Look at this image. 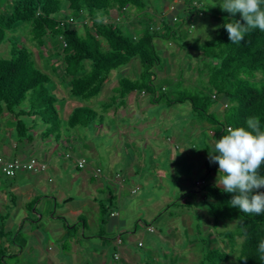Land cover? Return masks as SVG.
<instances>
[{"label": "trees", "instance_id": "trees-1", "mask_svg": "<svg viewBox=\"0 0 264 264\" xmlns=\"http://www.w3.org/2000/svg\"><path fill=\"white\" fill-rule=\"evenodd\" d=\"M172 1L163 9L151 6L147 0H0V45L9 43V56L0 57V116H12L16 147L18 142L32 139L29 132L33 126L27 120L30 117L45 125L43 137L53 136L58 141L63 129L87 127L97 119L102 121L105 113L114 107L117 111L123 101L136 92L140 96H149L150 104L169 107L188 102L197 124L208 125L206 130L213 142L228 127L246 126L245 120L251 116H258L264 129V32L258 28L251 30L240 44H232L223 27L230 17L220 7L223 0H178L180 7H173ZM168 8L172 11L180 8L182 15L177 11L170 12ZM202 14H208L219 25L205 40L193 39L189 34L194 28L193 18ZM231 18L244 23L240 13ZM18 26L27 33L26 41H20L15 34ZM190 37L194 43L188 46ZM54 38L60 42L55 60L61 71L60 78L71 96L80 101L65 122L57 107L64 98L57 97L49 89L53 77L39 66L43 63L41 54L36 55L28 45L43 48L47 53ZM155 38L176 42L180 48L185 41L187 48L192 46L188 49L197 51L201 67L198 89L168 90L165 83L156 87L153 80L158 73L153 67L162 65L163 58L157 51ZM134 58L142 67L139 74L118 78L111 88V96L101 102L99 110L89 105L101 93L111 71ZM52 71L55 72V68ZM258 73L263 75L262 79H256ZM179 74L176 87L183 85L182 71ZM205 145L206 174L194 183L196 197L185 199L182 196L181 206H196L197 194H200L199 202L207 208L206 219L212 229H216L220 221H234L235 227L216 232L220 244L227 250L209 248L202 254L200 262L223 264L235 253L238 264H264L257 251L259 242L264 240V214L249 215L230 206L229 201L235 193L222 191L216 186L217 180H211L218 176L219 165L209 162L213 147ZM15 161L23 163L25 160L5 162ZM41 162L45 164V170L47 164ZM78 163L81 167L85 165L84 160ZM259 171L264 175V164ZM109 209V204L100 203L101 222H105ZM1 228H4L3 224ZM148 230L152 231V227Z\"/></svg>", "mask_w": 264, "mask_h": 264}, {"label": "rangeland", "instance_id": "rangeland-1", "mask_svg": "<svg viewBox=\"0 0 264 264\" xmlns=\"http://www.w3.org/2000/svg\"><path fill=\"white\" fill-rule=\"evenodd\" d=\"M147 1L151 6L155 5L163 9L171 2V0ZM172 2L173 7H180V1L174 0ZM169 11L173 13L177 11L178 15H182L180 8L175 11L170 9ZM193 21L194 28L189 30V34L193 39L194 37H199L205 40L208 38L209 33L219 25L208 14L194 16ZM21 27L18 26L14 32L20 41H26L27 33L22 31ZM191 37L187 39L189 42L188 46L194 43ZM51 43L52 45L48 46L47 53L43 51V48L37 49V47L35 48L30 43L28 45L32 47L36 55L39 53L43 57V63L39 64V66L53 77V81L48 84L49 89L57 97H61L57 88L65 83L61 80V71L55 63V60H57L56 51L60 49V42L54 38L51 40ZM154 43L158 53L163 58L162 65L153 67V70L158 73V76L153 80L156 87L165 83L168 90H195L201 86V79L200 81L197 79L201 70L197 61V51L188 49L192 48V46L187 48V43L183 41L180 44L183 48H180L176 42L159 38H155ZM8 49V42L1 43V58L9 56ZM53 68H55V72L52 71ZM141 69L140 62L137 58H134L128 64L112 70L99 96L92 99L88 104L94 109L99 110L101 102L108 97V91L117 84L118 78L122 76L136 77ZM180 71H182L181 80L183 85L179 86V88L175 84L180 79ZM262 78L263 75L261 73L256 75V79ZM148 97L140 96L137 92L132 93L123 101L122 106L117 111L114 107V113L113 110L105 113L102 121L97 119L87 127H78L71 130L63 129V134L60 138L62 140L56 142L58 143L57 146L54 143L49 146L50 148H47L46 158L48 159L51 152H53L52 154L60 152L63 160L61 161L68 164L70 160L64 158L62 155L66 151H71L69 153L76 152L79 145L83 146L85 151L89 150L86 154H89L88 156L93 160V163L99 165H104L106 162L109 163L112 159L111 155H117L116 162L119 164L116 166L119 167V171L121 172L115 178L120 183L123 181L122 186L124 188L121 194L124 197L125 204H123L126 207L125 212H127L126 214L121 212V214H124L129 221L132 220L133 216L139 219L134 224L137 227L136 235L132 233L134 240L130 241L132 243L130 246L134 249L133 251L142 253L141 256L142 258L144 257L147 264H151V262L155 263L154 257L158 262L155 264H201L202 254L207 249L220 248L227 250L220 244L221 239L216 236V232L235 227L234 221H220L219 226L216 229L213 228V230L210 222L206 219L208 216L207 208L199 200H196V206H190V208L181 206L182 196L185 199L196 197L197 186L194 183L196 179H200L206 174V167L200 164L197 156L199 152L204 154L203 149L206 146L205 144L212 145L213 147L214 142L208 136L209 132L206 130L208 125H198L195 121L188 102L173 104L169 107L164 104H150L147 106ZM219 111H221V108ZM129 112H131L132 116L128 114ZM141 124H143V128L140 127ZM12 125V120H8L6 116H0V138L7 137L9 131H13L9 137L14 141L15 133ZM6 127L9 128L8 132H6ZM125 128L128 129L124 132ZM29 133L32 139L30 141L24 140L18 142V149L20 151L24 149L25 154H34L39 159L42 156L40 155L41 150L38 148V145L34 144L35 140H37L36 135L32 131ZM69 143H71V146H69ZM91 150L95 152L94 156ZM133 159L134 162H132ZM21 161H24V158ZM129 168H133V172H129ZM38 173L26 168H19L16 176L11 175L7 177L10 178V183L20 181L24 184H33L36 176L39 175ZM130 173H133V176ZM210 176L211 174L207 179ZM9 178L6 179L9 180ZM0 180H4L3 175ZM42 180L40 182L46 185L43 193L47 192V195L51 197H42L45 200V204L40 208L37 202L33 203L31 211L27 212L28 217L24 220L25 224L17 232L19 233L17 236H14V229L11 227V224L16 223L17 220L19 221L21 213L27 211L25 206L29 201L27 193L23 192L20 197L21 203L19 204L17 201L18 204L10 210L9 205H12L11 194H13V191L9 190V187H0V200H3L0 201V208H2V210L0 209V226L2 224L5 225V232L7 230L11 231L10 234L8 232L5 235L0 233V250L3 252V256L0 257V264H25L26 261L32 264L46 263V261L41 260L38 251L40 248L47 251V246L54 243V241L50 239L45 241L44 239V232L48 231L45 219L36 221L37 226L36 222L33 225L30 224L32 219L34 220V218L36 219L39 216L38 213L34 214V208L37 211H42L41 213H47L49 210L52 209L54 211L55 209V194L51 190L55 179H51V182L54 181L53 183H48L47 179ZM211 180H217V175L213 176ZM135 185H140V188L136 193L132 194L130 193V187ZM71 188L72 193L76 195L78 187L75 183H73ZM114 191L115 188H113L112 193ZM166 197H171L172 203L169 200L167 201ZM132 198L137 201L136 205L127 206L126 204H129V200ZM168 203L171 204L169 207H167ZM66 206L65 203L57 200L58 210L64 211ZM81 207L86 215L88 207L85 204ZM185 210H187L186 213L191 218L192 224L190 228L188 222L184 220L185 217H183ZM203 210L205 214L202 213ZM148 213L150 215L157 213L160 221L158 218L147 217ZM4 215L8 216L9 219H1V216ZM65 217L70 224L74 222L70 217L66 215ZM146 224L152 227L151 232L147 230L148 226ZM131 230L133 232V229ZM93 231H96V226L91 225L86 233L92 234ZM159 234L161 237L168 239H161ZM120 235L125 239V242L131 236L125 234L124 231ZM108 238H112V234H109ZM40 241L41 243H39ZM151 241L153 244H151ZM94 242L96 243V241L90 240L88 246H91ZM138 242L143 244V246L137 247ZM58 245H60V242H55V246ZM20 246L23 247V251H20ZM57 250L58 252L60 251V258L68 255L66 252L61 254L62 250ZM80 263L84 264L85 261L81 260ZM223 264H238L235 259V253L230 254L229 260Z\"/></svg>", "mask_w": 264, "mask_h": 264}, {"label": "crops", "instance_id": "crops-1", "mask_svg": "<svg viewBox=\"0 0 264 264\" xmlns=\"http://www.w3.org/2000/svg\"><path fill=\"white\" fill-rule=\"evenodd\" d=\"M57 90L60 96H63L64 98L57 103V107L60 112V117L62 121L65 122L68 114L73 110L74 107L80 104V101L77 98L71 96L68 87L64 85L58 86ZM107 94H109L108 96H111V89L108 91ZM128 103L130 104L129 101ZM149 105L150 103L147 102V106ZM111 110H113L114 113V108ZM130 113L131 112H129L128 114L132 116V114ZM5 116L8 118V120L10 119L13 122L12 116ZM28 122H30L29 124L33 126L31 131L34 132L37 138L34 144H37L38 148L41 150L40 155L42 157H39V160L44 162L46 161L45 163L47 164V168L44 171L38 173L39 175L36 176L35 182L33 184H24L20 181H14L10 183V178L7 177L8 175L3 172L2 162H0V178L2 175L4 177V180H0V187H9V190L13 191V197L11 199L12 205H9V209L11 210V208L15 207L16 204L21 203L20 197L23 192L27 193V198L29 200L25 205L27 211H23L21 213L22 217L20 216L19 221L17 220L16 223L11 224V227L14 229V236H17L19 234L17 232L21 229V227L24 226V220L28 217L27 212L31 211L33 203L37 202V205H39L40 208L45 204V200L42 199V197H51L47 195V192L43 193V190L46 189V185L40 182L41 179H47L48 183H53L55 181L51 187L52 192H54L53 194H55V209L54 211L51 209L47 213H41L42 211H37V209L34 208V214L38 213L39 216H37L36 219L34 218V220L32 219L30 221V224L33 225L34 222L45 219L44 221L46 222L45 224H47L48 231L44 232V239L45 241H47L48 239L54 241V243L47 246V251L46 249L42 250L41 248L38 251L39 255L41 256V260H43L44 262L46 261L45 264H81V260L85 261L84 264H147L146 260H144V257L142 258L141 256L142 253L133 251L134 249L130 246L132 245L130 241L134 240L132 233L136 235L137 232V227H135L134 224L136 223V220L139 219H136V217L133 216L132 220L129 221V219L125 217L124 214H121V212H124L125 214L127 212H125L126 207L124 206V197L121 194L122 189L124 188L122 186L123 181H121L120 183L115 178L116 176H118V173L121 172L119 171V167L116 166L119 164L118 162H116L117 155H111L112 159L109 163L106 162V164L104 165H99L93 163V160L90 159L88 156L89 154H86L89 152V150L85 151L83 149V146L81 147L79 145L77 147V153H69L71 151H66V153L62 155L64 158H68L70 160V163L68 164L66 162H62L63 160L60 156V152H58V154H52L53 152H51L47 159V148L53 145L54 143L57 146L58 143L56 142L62 140L60 139L62 135L58 141H55L53 136L45 138L41 134L45 128V125L43 123L39 122V120L35 117H30L28 119ZM140 127L143 128V124H141ZM5 129L6 132H8L9 128L6 127ZM126 129L128 128H125L124 132ZM11 132L9 131L7 137L4 136L3 138H0L1 161H6L10 159L22 160L23 158L25 161H27L32 157L36 158L34 154H25L24 149L23 151H20L18 147H16V143L9 137ZM69 144V146H71V143ZM91 151L92 155L94 156L95 152L93 150ZM201 154L202 153L199 152L197 159L198 161H200V164L202 166H205V154ZM80 160L85 161V165L83 167L79 166L78 162ZM132 162H134V159ZM131 165L133 166V163ZM98 168L101 171L99 173H96L95 170ZM132 170L133 168H129V172H133ZM17 172L18 170L15 172V176ZM130 174L131 176H133V173ZM6 178H9V180H7ZM52 178H54L55 180L51 182ZM73 183H75V185L78 187V191L76 193L79 196L77 194L74 195V193H72L71 191ZM113 188H115L114 193H112ZM134 188H136L135 192L132 191ZM139 188L140 185L130 187V193H136ZM197 198L198 200H201L200 194H197ZM165 199L167 201L169 200L172 203L171 197H166ZM57 200L67 205L64 208V211L58 210ZM100 203L109 204L110 206V212L105 222L100 221ZM136 203L137 201L132 198L129 200V204L126 205L132 206L136 205ZM83 204L88 207L86 215L84 214V210L81 207ZM0 209L2 210V208ZM186 211L187 210L183 212V217H185L184 220L185 222H188L190 228L192 222L191 218L189 217L190 215L186 213ZM202 213L205 214L204 210L202 211ZM43 214H45V216H43ZM65 215L73 219L74 222L70 224L67 221ZM4 216H1V218ZM150 216L158 218V220L160 221V217L157 216V213H153L152 215L148 213L147 217ZM9 218L8 216L6 217L7 220ZM75 224L76 226L73 229L72 226ZM166 224L168 225V223ZM91 225L96 226V231H93L92 234H87L86 231L90 229ZM146 225L149 227V224ZM131 229H133V232H131ZM123 231L125 232V234L131 235L129 236V239H127L126 242L125 239H123L120 235ZM148 231L151 232L150 230ZM8 232L9 234L11 233V231L8 230L5 232L4 228H1L0 226V233L5 235ZM109 234H112V238H108ZM160 238H165L164 240L168 239L166 237H161V235ZM118 239H120V242L118 241ZM12 240L14 241V239ZM90 240H94L96 241V243L94 242L91 246H88V242ZM41 241L39 243H41ZM55 242H60V245H58L60 246L59 248L58 246H55ZM151 244H153L152 241ZM141 246H143V244L138 242L137 247ZM19 249L20 251H23V247L20 246ZM57 249L62 250L61 254H64V252H66V254L68 255L64 256L63 258H60V251L58 252ZM114 254H117V257ZM154 262L158 263L155 260V257ZM155 263L151 262V264ZM25 264L32 263L26 261Z\"/></svg>", "mask_w": 264, "mask_h": 264}, {"label": "clouds", "instance_id": "clouds-1", "mask_svg": "<svg viewBox=\"0 0 264 264\" xmlns=\"http://www.w3.org/2000/svg\"><path fill=\"white\" fill-rule=\"evenodd\" d=\"M220 7L230 14L223 27L232 44H240L251 30L264 32V0H223ZM236 13H240L244 23L231 18ZM245 125L228 127L214 141L209 162L219 165L216 186L235 193L230 206L245 214L260 215L264 214V191H260L264 188V175L259 171L264 164V129L258 116L246 118ZM257 251L264 260V240L259 242Z\"/></svg>", "mask_w": 264, "mask_h": 264}, {"label": "built area", "instance_id": "built-area-1", "mask_svg": "<svg viewBox=\"0 0 264 264\" xmlns=\"http://www.w3.org/2000/svg\"><path fill=\"white\" fill-rule=\"evenodd\" d=\"M3 164V171L7 174V175H13L15 170L18 168H26L28 170H33L34 172L36 171H42L45 168V164L42 163L41 161L37 160L36 158H30L27 161L23 162V163H19L17 161L15 162H5V161H1ZM117 257V255H116Z\"/></svg>", "mask_w": 264, "mask_h": 264}]
</instances>
